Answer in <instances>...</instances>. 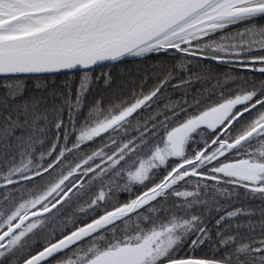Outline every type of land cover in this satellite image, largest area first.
<instances>
[{
	"label": "snow or ice",
	"instance_id": "snow-or-ice-1",
	"mask_svg": "<svg viewBox=\"0 0 264 264\" xmlns=\"http://www.w3.org/2000/svg\"><path fill=\"white\" fill-rule=\"evenodd\" d=\"M0 264H264V0H0Z\"/></svg>",
	"mask_w": 264,
	"mask_h": 264
},
{
	"label": "trees",
	"instance_id": "trees-1",
	"mask_svg": "<svg viewBox=\"0 0 264 264\" xmlns=\"http://www.w3.org/2000/svg\"><path fill=\"white\" fill-rule=\"evenodd\" d=\"M226 70L227 69H220V71H226ZM122 71L123 72H134L135 68L132 65H129L127 67L122 66L121 68H117L114 70V75H119Z\"/></svg>",
	"mask_w": 264,
	"mask_h": 264
}]
</instances>
